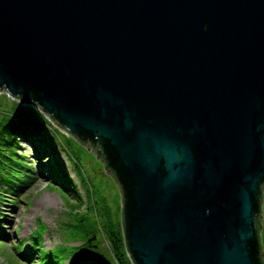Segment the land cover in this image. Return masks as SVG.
<instances>
[{"label": "water", "instance_id": "water-1", "mask_svg": "<svg viewBox=\"0 0 264 264\" xmlns=\"http://www.w3.org/2000/svg\"><path fill=\"white\" fill-rule=\"evenodd\" d=\"M95 152L132 264H264V0H0V94Z\"/></svg>", "mask_w": 264, "mask_h": 264}, {"label": "rangeland", "instance_id": "rangeland-1", "mask_svg": "<svg viewBox=\"0 0 264 264\" xmlns=\"http://www.w3.org/2000/svg\"><path fill=\"white\" fill-rule=\"evenodd\" d=\"M16 104L24 105L5 93L0 94V118L3 113H13V109L18 107ZM31 108L46 129L43 133L51 143L52 154L74 182L75 190L66 192L52 181L47 185L38 170L39 158L34 157L30 144L21 139L16 142L0 138V141L11 143L8 148H0L3 150L0 151V158L9 157L10 161L5 162L11 165L0 166V192L3 196L0 203V264H32L16 256L14 247L21 241L20 253L31 251V247L38 249L41 258L45 259L43 264L56 255L62 258L60 264H89L96 254L79 252L77 246L82 244L80 235L88 231L100 240L101 227L106 221L113 225L121 224L119 187L94 151L61 132L38 109ZM50 161L45 159L40 162ZM71 209L74 211L69 213ZM81 219L83 231L78 234L76 221ZM262 222L263 219L259 235L264 255ZM100 249L107 251L105 240ZM11 255L15 256V263L9 262Z\"/></svg>", "mask_w": 264, "mask_h": 264}, {"label": "trees", "instance_id": "trees-1", "mask_svg": "<svg viewBox=\"0 0 264 264\" xmlns=\"http://www.w3.org/2000/svg\"><path fill=\"white\" fill-rule=\"evenodd\" d=\"M18 107L13 109V113H3L0 118V138L5 139H14V141L18 142L19 139L25 141L33 147V154L35 158H39L38 162V170L40 175L46 179L47 185L50 181L54 182L66 192L71 193L72 190H75V184L72 179L69 177L67 172L64 170L63 166L59 163V160L56 156L52 154L51 143L48 140V137L43 133H46V129L39 122V119L36 117V112L28 105H19ZM11 146V143L8 141H0V148L4 147L8 148ZM1 152L3 150H0ZM95 153V152H94ZM40 157H44V159H40ZM3 158V159H2ZM0 158V166H11L5 160L10 161V158L7 156H3ZM50 159V162H44L41 164V160ZM101 160L100 158H98ZM106 169V168H105ZM108 170V169H106ZM109 171V170H108ZM2 194L0 192V203L2 201ZM264 199V193H263ZM67 207V206H66ZM262 228L264 230V205L262 206ZM74 211L71 209L69 213ZM2 218L0 217V222ZM77 226L75 227L79 230L78 234H81L83 231L82 219L77 222ZM79 223V224H78ZM261 226V222H260ZM1 230V226H0ZM260 234V232H259ZM1 237V235H0ZM5 237V236H4ZM260 238V235H259ZM80 240H82V244L77 246V249L80 253L89 252L95 253L96 258L93 262L89 264H132L129 255L125 248L124 241V232L122 223L119 225H113L110 222L106 221L105 225L101 227V236L100 240L96 239L94 233L86 231L85 234L80 235ZM103 240L107 242L108 249L107 251H103L100 249ZM37 242V240H35ZM261 245V239H260ZM23 246V242L14 247V251L16 252V256L21 257L23 260L32 262V264H43L44 260L38 253V249L32 248L31 251L26 252L24 254L20 253V249ZM34 246V244H33ZM262 249V246H261ZM263 253V250H262ZM15 256H9V262L15 263ZM62 258L56 255L53 258H49L46 264H60Z\"/></svg>", "mask_w": 264, "mask_h": 264}]
</instances>
